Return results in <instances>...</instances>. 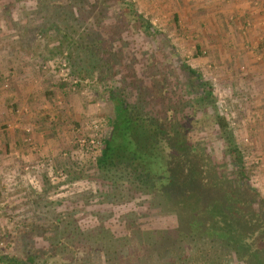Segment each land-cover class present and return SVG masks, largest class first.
<instances>
[{
	"label": "rangeland",
	"instance_id": "rangeland-1",
	"mask_svg": "<svg viewBox=\"0 0 264 264\" xmlns=\"http://www.w3.org/2000/svg\"><path fill=\"white\" fill-rule=\"evenodd\" d=\"M89 1L97 4L96 0ZM197 1L128 0L133 10L155 32L156 36L147 38L142 30L136 31L139 28L137 22L132 23L133 19L125 16L118 5H105L103 18L96 25V21L88 15V7H82V0H0V62H5L7 66H20L18 69L30 68L31 72L47 78L51 90L45 92L46 101L56 106L59 114L74 110L68 108L70 96L78 97L83 104L78 111L80 119L70 117L69 129L66 130L70 134L64 138L69 140L62 147L59 158L41 156L29 161L16 149L9 163L6 159L0 161V254L21 258L25 244L46 245L44 238L56 227L59 232H73L103 226L123 234L126 233L127 220H136L142 229L177 227L175 215L164 214L144 197L137 196L133 202H127V196L123 195L125 188L115 189L105 183L97 170L100 150L87 146V141L96 134L93 129L95 124L99 123L101 127L96 139L106 137L109 131L108 121L114 115L113 104L108 98L109 88L119 86L118 81L124 79L139 84L136 80H143L150 73L147 68L163 41L168 45V48H162V54L165 52L166 57L163 71L168 93L165 97L170 104L182 105L178 116L190 118V138L204 148L205 155L211 158L213 175L241 192L243 189L237 177L236 164L224 153L218 128L206 113L202 116L192 115L194 111L188 107L189 98H193V95L188 94L189 77L181 71L177 74V68L182 63L188 64L201 74L204 82L211 85L216 101L215 113L225 116L230 124L241 152L248 184L255 193L250 208L259 218V221L254 218L255 230L250 231L243 243L250 244V252L256 249L264 251V242L258 245L255 240L259 228L264 227V84L262 81L253 83V80H248L252 75L251 66L236 63L238 51L234 50L233 56L228 41L222 44L223 47L218 44L219 48L215 49L216 41L212 38L215 33L207 32L205 14L195 7L200 5V0ZM58 6L61 10H58ZM57 11L59 15L56 18ZM57 27L76 32L69 31L76 40L93 32L99 33L104 46L120 55V61L113 70V83L100 82L96 74L88 77L85 73L73 71L68 59L72 48L62 45ZM246 51L249 50L246 48ZM262 56V53L255 54L258 62L263 61ZM62 59L69 62L64 72L57 67L58 60ZM3 67L0 64L1 74ZM71 75L84 85L75 87ZM0 82L6 91L9 84ZM184 96L188 98L185 99L186 103L181 100ZM208 111V114L214 112ZM47 118L51 120V125L57 121L56 115L48 114ZM83 140L85 144H82ZM23 143L34 155L40 153L41 150L33 142L31 128L25 130ZM10 153L14 154L13 151ZM221 191V195L227 193L225 188ZM226 202L231 207L228 213L220 209L227 205L219 202L218 207V191L212 192L207 188L204 194L189 192V197L185 199L186 206L194 215L190 221L198 217L203 224H213L219 231H223V228L239 245L238 240L244 238L245 231L252 224L247 219L239 221L236 218L237 209L232 210L233 202L229 197ZM179 211L183 214L186 212L185 209ZM204 243L205 246L200 244L201 248L193 243L185 247L186 255L192 260L190 264H246L229 246L222 248L225 245L211 243L208 238ZM212 246H215L214 249ZM70 257L64 256L59 264H106V257L101 253L86 255L79 250L75 260ZM252 257L254 255L249 264H256L260 260ZM261 263L264 264V260ZM138 264H157V259L152 255L147 260L143 254Z\"/></svg>",
	"mask_w": 264,
	"mask_h": 264
},
{
	"label": "trees",
	"instance_id": "trees-1",
	"mask_svg": "<svg viewBox=\"0 0 264 264\" xmlns=\"http://www.w3.org/2000/svg\"><path fill=\"white\" fill-rule=\"evenodd\" d=\"M96 3L82 0V7H88V15L96 21V25L103 18L105 5L109 3L120 6L125 16L133 19L132 23L137 22L140 28L136 29L137 32L142 30L147 38L155 35L149 23L133 10L128 0H96ZM58 10H61L60 6ZM58 12L55 13L56 18ZM56 30L63 40L62 45L72 48L73 52L68 59L73 71L85 73L88 77L96 74L100 82L113 83V70L120 61V55L110 52L104 46L99 33L93 32L76 40L73 34L70 35L69 31L72 30L69 28L57 27ZM162 48H168L165 41L157 47L158 52L147 68L150 73L145 74L143 80H136L139 84L124 79L118 81L119 86L109 88L108 98L113 104L114 115L108 121L109 131L97 159V170L105 183L115 189H126H123V195L127 196V202H133L137 196L144 197L151 206L159 208L164 214L175 215L177 227L142 229L136 220L125 221L124 234L103 226L90 230L76 229L73 232H59L56 227L44 238L46 245L40 247L32 243L25 244L21 258L0 254V264H59L64 256H71L75 260L79 250H83L86 255L101 253L106 257V264H138L143 254L147 260L154 255L157 264H190L192 260L186 255L185 247L193 243L201 248V245L205 246L207 238L211 243L225 245L222 248L229 246L246 264L251 261L252 255L254 259L260 258L256 264H262L264 251L256 249L250 252V244L243 243L250 231L255 230L254 218L257 221L259 218L250 208L255 193L248 184L245 168L241 163V152L230 124L225 116L215 113L216 101L211 85L204 82L201 74L188 64L182 63L177 68V74L181 71L189 77L190 90L186 93L193 95V98H189L188 107L193 109L192 115L202 116L206 113L211 123L218 128L224 153L236 164L237 177L243 189L241 192H237L224 179L213 175L211 158L205 155L204 148L190 138V118H179L182 105L170 104L165 97L168 93L163 71L166 57L165 52L162 54ZM185 99L188 98L182 97V102L186 103ZM209 109L214 112L208 114ZM223 187L227 193L221 195ZM206 188L212 192L218 191V207L219 202L228 206L220 207L224 213H228L231 208L226 202L229 197L233 202L232 210L237 209L236 218L239 221L247 219L252 224L245 231L244 238L238 240L239 245L235 244L231 234L222 227L223 231H219L213 224H203L197 216L190 221L194 215L186 206L185 199L189 197V192L204 194ZM111 198L117 199L113 196ZM180 209H185L186 212L183 214ZM259 230L255 239L258 245L264 242V227Z\"/></svg>",
	"mask_w": 264,
	"mask_h": 264
},
{
	"label": "crops",
	"instance_id": "crops-1",
	"mask_svg": "<svg viewBox=\"0 0 264 264\" xmlns=\"http://www.w3.org/2000/svg\"><path fill=\"white\" fill-rule=\"evenodd\" d=\"M199 4L195 7L205 14L207 32L215 33L212 37L216 41V45L213 43L215 49L219 48L218 44L223 47V43L228 41L232 55H235L234 50L238 51L236 63L251 66L252 75L248 80H253V83L262 81L264 84V0H200ZM259 53L263 55L262 62L256 60L255 54ZM0 64L2 67L6 65L2 68L3 73H0V81L9 84L5 91L0 82V161L6 159L9 163L16 149L29 161L41 156L59 158L62 147L69 140L64 138L70 134L66 131L69 129L70 117L80 119L78 111L83 108V104L78 97L70 96L68 108L74 110L59 114L57 107L46 101L45 92L51 90L47 78L31 72L30 68L18 69L20 66H7L5 62ZM48 114L57 117L52 125ZM27 128L32 129L33 142L41 150L37 155L29 152L23 143ZM12 151L14 154L10 153Z\"/></svg>",
	"mask_w": 264,
	"mask_h": 264
},
{
	"label": "built area",
	"instance_id": "built-area-1",
	"mask_svg": "<svg viewBox=\"0 0 264 264\" xmlns=\"http://www.w3.org/2000/svg\"><path fill=\"white\" fill-rule=\"evenodd\" d=\"M57 67H58V69L61 71V72H64L65 70H67L68 69V62L66 61V60H64V59H62V60H58V65H57ZM67 81V80H66ZM71 82L73 83V85L75 86V87H77V86H79V85H84V84H82V82L78 79V78H76V77H74L73 75H71ZM100 124L99 123H97V124H95L94 125V130H95V132H96V134H95V136L92 138V139H89L88 141H87V146L88 147H90V148H92V149H94V148H98L99 150H100V153H101V148H102V143H103V140H104V138H105V136L103 137V138H100V140L99 139H96V137L98 136V132H100ZM102 136V135H101ZM100 136V137H101ZM95 139L97 140V141H95ZM86 143V141L85 140H83L82 141V144H85Z\"/></svg>",
	"mask_w": 264,
	"mask_h": 264
}]
</instances>
